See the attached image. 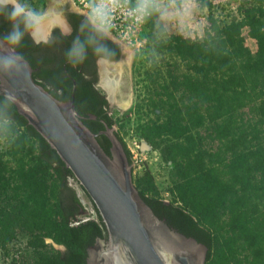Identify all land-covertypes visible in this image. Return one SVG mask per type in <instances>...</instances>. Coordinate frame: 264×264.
<instances>
[{"label":"trees","instance_id":"1","mask_svg":"<svg viewBox=\"0 0 264 264\" xmlns=\"http://www.w3.org/2000/svg\"><path fill=\"white\" fill-rule=\"evenodd\" d=\"M204 5L209 8L204 35L177 32L168 38L166 47L177 58L175 72L169 82L152 79L156 98L148 96V105L161 114L139 126L141 136L170 161L178 179L173 199L158 197L148 170L133 183L159 218L206 244L205 264H264V0H240L239 19H220L213 5ZM68 17L73 32L62 35L55 28L46 42L31 38L32 20L15 50L34 69V80L55 98L68 100L75 80V109L109 153L110 142L100 131L114 120L107 98L95 87V60H119L121 47L106 33H97L85 15ZM157 17L153 7L150 29H156ZM244 28L255 40V51L245 44ZM10 30L0 16L1 38ZM76 40L84 46V59L73 63L65 53ZM200 128L219 141L217 151L205 147ZM115 133L131 163L129 148ZM220 152L226 158L223 169L214 166L222 165L216 158ZM6 156L17 165L12 177L4 174ZM69 178L77 182L14 104L0 96V240L24 233L37 264H86V248L97 237L106 238V230L89 196L77 182L93 215ZM45 237L64 247L50 254Z\"/></svg>","mask_w":264,"mask_h":264},{"label":"water","instance_id":"2","mask_svg":"<svg viewBox=\"0 0 264 264\" xmlns=\"http://www.w3.org/2000/svg\"><path fill=\"white\" fill-rule=\"evenodd\" d=\"M3 56L11 66L0 61V96L56 151L104 224L106 238L97 237L86 248V264H205L206 244L170 227L141 198L113 126L100 131L110 142L107 153L83 123L74 104L75 80L70 98L61 101L34 80V69L17 50L0 46Z\"/></svg>","mask_w":264,"mask_h":264},{"label":"rangeland","instance_id":"3","mask_svg":"<svg viewBox=\"0 0 264 264\" xmlns=\"http://www.w3.org/2000/svg\"><path fill=\"white\" fill-rule=\"evenodd\" d=\"M22 2L27 3L37 12L38 16L34 18L32 32L35 34L42 26L41 34L39 33L41 39H46L54 26L64 31L65 24L62 20L64 6L78 10L77 0H23ZM205 2L215 7L214 14L218 18L239 19L237 8L240 0H154L150 10L154 7L158 12V17L155 19L156 29H150L147 25L150 13L124 39L117 40L109 36L121 47L122 57L119 61H98L99 77L96 87L109 102V114L114 120L113 129L121 135L131 152L132 180L135 182L145 170H148L158 189V197L166 201L173 199L172 188L178 179L170 161H166L159 149L141 136L139 126L147 118H155L161 114L160 110L148 105V96L152 95L156 98L153 89L156 84L152 79L157 77L156 80L160 83L164 80L169 82L171 74L175 72L173 61L177 58L171 55L166 47L168 38L177 32L185 37L204 35L209 12L207 5H204ZM243 35L245 44L251 51H255V40L248 35L246 28L243 29ZM119 62L122 63L121 66L117 65ZM125 101L129 102L128 106H124ZM244 110L247 111V108ZM3 124H10L16 128V125L8 121H4ZM200 131L202 136H205V147L209 151H217L220 146L219 141L208 136L202 128ZM216 158L222 161V165L217 162L214 166L223 169L222 166L226 162L224 154L220 152ZM3 160L6 163L4 174L14 176L17 168L15 162L8 156ZM77 193L88 208L90 202L79 186ZM91 214H94V210ZM28 240V236L20 232L5 243L0 240V264H37V253ZM43 243L50 254L64 247L49 237L43 238ZM243 255L244 251L240 257Z\"/></svg>","mask_w":264,"mask_h":264},{"label":"clouds","instance_id":"4","mask_svg":"<svg viewBox=\"0 0 264 264\" xmlns=\"http://www.w3.org/2000/svg\"><path fill=\"white\" fill-rule=\"evenodd\" d=\"M118 0H99V3L92 9L88 16V22L91 23L97 33H105L107 30L108 14ZM154 0H137L135 11L140 14L139 19L149 14ZM0 16H4L11 24V30L0 38V46H7L8 50L15 52L24 36L29 30L30 22L38 16L37 12L22 0H0ZM98 51V50H97ZM66 58L73 63L81 62L84 59V46L79 40L74 41L73 46L65 53ZM18 56V54L16 55ZM5 68L11 66L10 57H0Z\"/></svg>","mask_w":264,"mask_h":264},{"label":"built area","instance_id":"5","mask_svg":"<svg viewBox=\"0 0 264 264\" xmlns=\"http://www.w3.org/2000/svg\"><path fill=\"white\" fill-rule=\"evenodd\" d=\"M98 3L99 0H77V11L88 17ZM136 5L137 0H118L115 5L111 6L112 10L108 14L107 30L105 32L108 37L110 36L117 40L124 39L150 15L151 10L143 19H139L140 14L135 11ZM69 184L74 186L76 190L78 189V184L74 179L69 178ZM87 210L90 213L92 212L91 204H88Z\"/></svg>","mask_w":264,"mask_h":264},{"label":"flooded vegetation","instance_id":"6","mask_svg":"<svg viewBox=\"0 0 264 264\" xmlns=\"http://www.w3.org/2000/svg\"><path fill=\"white\" fill-rule=\"evenodd\" d=\"M63 18H62V20H63V23L65 24V28H64V31L63 30H61L58 26H54V27H52L51 29H50V31H49V33H48V35H47V38L46 39H41L40 41H35L34 39H33V37L31 36V34H30V36H31V38L35 41V42H46V41H48L49 39H51L52 38V36H53V29H55V28H58L59 29V31H60V34H62V35H69V34H71L72 32H73V30H74V28H73V26H72V24H71V22L69 21V17H68V14L69 13H72V12H74V13H79L78 11H76V10H74L71 6L69 7V6H64V8H63ZM80 14H82V13H80ZM83 15H85V14H83ZM86 16V15H85ZM87 17V16H86ZM88 18V17H87ZM34 20V19H33ZM32 30V29H31ZM30 30V31H31ZM30 33V32H29ZM114 41V40H113ZM115 42V41H114ZM117 43V42H116ZM118 44V43H117ZM120 46V45H119ZM121 53H122V50H121ZM121 59V58H120ZM119 59V60H120ZM99 60H107L108 62H117V61H119V60H116V61H111V60H108V59H106V58H104V57H98L96 60H95V68H96V75H97V81H96V83H95V87H96V85L98 84V77H99V64H98V61ZM97 88V87H96ZM103 94V93H102ZM131 164V163H130Z\"/></svg>","mask_w":264,"mask_h":264},{"label":"bare ground","instance_id":"7","mask_svg":"<svg viewBox=\"0 0 264 264\" xmlns=\"http://www.w3.org/2000/svg\"><path fill=\"white\" fill-rule=\"evenodd\" d=\"M43 26H44V25H43ZM42 29H43V27L40 26V27H39V30H36V33H35V34H36L37 36H39V33L41 34L40 31H42ZM128 58H129V60H130V56H129V55H128ZM121 64H122V63H120V62L117 63L118 66H121ZM129 101H130V100H129ZM128 104H129V102H127V101L124 102V106H128Z\"/></svg>","mask_w":264,"mask_h":264}]
</instances>
